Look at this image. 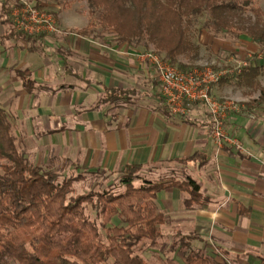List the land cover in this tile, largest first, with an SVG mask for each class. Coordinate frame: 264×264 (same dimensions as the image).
<instances>
[{
  "label": "crops",
  "instance_id": "obj_1",
  "mask_svg": "<svg viewBox=\"0 0 264 264\" xmlns=\"http://www.w3.org/2000/svg\"><path fill=\"white\" fill-rule=\"evenodd\" d=\"M4 2L12 18L17 0ZM88 24L71 17L62 33L25 36L0 15V108L12 131L43 163L103 171L118 190L127 165L138 166L134 186L194 179L197 191L170 187L154 199L162 245L146 250L164 264H186L190 249L207 264H264V102L227 111L236 144L217 148L203 105L171 113L156 71L135 56L140 47ZM243 83L223 79L212 93L226 97Z\"/></svg>",
  "mask_w": 264,
  "mask_h": 264
},
{
  "label": "trees",
  "instance_id": "obj_2",
  "mask_svg": "<svg viewBox=\"0 0 264 264\" xmlns=\"http://www.w3.org/2000/svg\"><path fill=\"white\" fill-rule=\"evenodd\" d=\"M85 1L93 17L86 28L98 24L120 43L134 47L151 43L159 53L165 51L172 64L178 56L197 51L190 32L199 20L200 29L245 35L264 52V11L253 0ZM9 13L4 2L0 15L12 24ZM258 71V65L249 63L237 81L252 80ZM263 102L261 88L251 103ZM0 168V264H9L8 258L17 264H105L109 260L113 264H150L143 253L159 243L165 222L154 202L157 193L170 187H190L192 192L199 188L192 178L184 183L143 181L134 186L138 166L127 165L121 193L103 189L70 195L72 183L79 177H66L29 161L18 150L2 108ZM89 206L94 215L88 212ZM114 218L118 222L111 224ZM207 263L198 250L186 254V264Z\"/></svg>",
  "mask_w": 264,
  "mask_h": 264
},
{
  "label": "rangeland",
  "instance_id": "obj_3",
  "mask_svg": "<svg viewBox=\"0 0 264 264\" xmlns=\"http://www.w3.org/2000/svg\"><path fill=\"white\" fill-rule=\"evenodd\" d=\"M19 1H27L32 4H36L39 7L45 9L48 13L52 14L55 18L56 26L59 31L63 30L61 26H63L64 21L71 17L77 18L78 20L83 19L89 22L93 19L89 13V7L85 0H17L16 3H19ZM253 1L264 11V0ZM201 21L202 20H199L196 26H194L190 32L192 41L198 46L197 51L188 53L187 55L183 54L178 56L177 63H175V65L179 66V64H183L190 68L210 66L216 70L225 68L234 70L235 67L241 65L242 72L243 68L247 67L249 63L256 64L259 67L257 75L252 80H243L244 86H239L234 88L233 91L227 92L226 97L218 98L213 94L216 99L233 102L238 107H240L242 103L249 105L253 104L251 103L252 100H255L257 97H259L260 90L264 85V52H261L258 46L255 45L250 40V38L246 37L245 35L235 36L229 33L214 34L204 28L200 29L202 23ZM92 27L93 28H88V31H95L93 32L94 35H108L107 31H103L100 25L94 24ZM139 49V51H160L151 43H149L147 47H140ZM161 52L164 54L165 51L161 50ZM226 78L236 82L237 74H230V76ZM14 132L16 136L15 143L18 150L24 154L25 157L33 164L38 165L46 170L52 169L59 171L66 177H79L77 180L73 181V192L70 193V195L100 192L103 189L110 190L116 194L122 192V190H118L116 186L119 181L116 179H109L110 175L104 173L103 171L99 170L93 173L75 171L68 165L69 163H61L62 160L60 159H55L52 162H49L47 159H45V162L43 163L40 160L41 158H39L38 153L33 152L31 143L27 144L23 140H19L20 138L18 139L17 134L18 131H12V133ZM88 212L92 215L95 213L94 209L90 206L88 207ZM117 222L118 219L114 218L111 224ZM161 245L162 239H160L159 243L153 247H155V250H158L160 249ZM143 257L147 258L150 261V264H164V262L161 261L162 258H160V254L151 255L149 254V251L146 250L143 253ZM8 262L9 264H17L12 258H8ZM105 264L113 263L112 260H109Z\"/></svg>",
  "mask_w": 264,
  "mask_h": 264
},
{
  "label": "built area",
  "instance_id": "obj_4",
  "mask_svg": "<svg viewBox=\"0 0 264 264\" xmlns=\"http://www.w3.org/2000/svg\"><path fill=\"white\" fill-rule=\"evenodd\" d=\"M11 16L14 29L26 35L61 32L52 14L27 1H19L13 5ZM135 56L156 71L165 105L171 113L183 115L190 105L201 104L210 117L214 145L221 148L226 143L236 144L227 134L225 117L227 111H235L239 107L233 102L216 99L212 87L230 74H240L241 65L234 70H216L210 66L182 70L172 64L164 54L155 50L137 51Z\"/></svg>",
  "mask_w": 264,
  "mask_h": 264
}]
</instances>
